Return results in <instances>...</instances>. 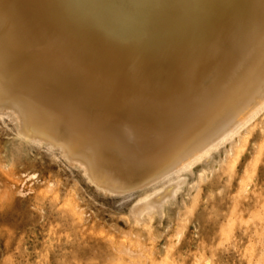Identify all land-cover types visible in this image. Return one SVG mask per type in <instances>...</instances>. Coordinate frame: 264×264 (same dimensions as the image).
Segmentation results:
<instances>
[{
  "label": "bare ground",
  "instance_id": "obj_1",
  "mask_svg": "<svg viewBox=\"0 0 264 264\" xmlns=\"http://www.w3.org/2000/svg\"><path fill=\"white\" fill-rule=\"evenodd\" d=\"M263 77L264 0H0V97L12 92L143 175L102 182L65 142L23 129L20 105H1L0 115L14 117V138L59 151L101 196L143 190L196 162L264 108V86L251 96ZM181 183L134 204L131 217L158 212Z\"/></svg>",
  "mask_w": 264,
  "mask_h": 264
},
{
  "label": "rangeland",
  "instance_id": "obj_2",
  "mask_svg": "<svg viewBox=\"0 0 264 264\" xmlns=\"http://www.w3.org/2000/svg\"><path fill=\"white\" fill-rule=\"evenodd\" d=\"M259 83L251 96L264 77ZM11 93L0 106L24 108L23 129L65 142L102 182L130 185L142 177L88 150ZM11 116L0 115V264H264V108L179 173L118 197L93 192L59 151L14 138ZM177 180L159 214L131 217L134 204Z\"/></svg>",
  "mask_w": 264,
  "mask_h": 264
}]
</instances>
